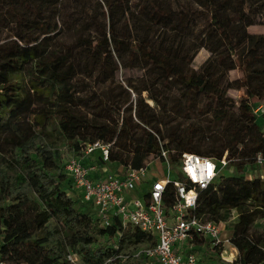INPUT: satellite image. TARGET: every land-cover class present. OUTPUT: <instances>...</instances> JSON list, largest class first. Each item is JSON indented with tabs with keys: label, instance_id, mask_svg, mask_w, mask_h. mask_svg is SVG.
<instances>
[{
	"label": "trees",
	"instance_id": "1",
	"mask_svg": "<svg viewBox=\"0 0 264 264\" xmlns=\"http://www.w3.org/2000/svg\"><path fill=\"white\" fill-rule=\"evenodd\" d=\"M63 3L0 0V261L74 264L73 254L84 264L149 263L134 252L155 244L151 234L117 218L100 226L70 194L62 147L82 156L87 145L100 142L111 145L108 161L96 151L84 164L139 169L162 147L172 165L184 153L215 160L227 154L236 175L202 190L194 214L231 226L239 253L232 264H264V178L246 177L248 166L264 156V133L252 112L264 100V35L243 57L245 68L263 70L244 76L240 102L229 95L228 80L232 53L247 43L248 27L258 19L264 26V0H142L138 10L131 0H95L102 20L89 21L94 35L77 27L80 18L64 13ZM196 16L213 27L197 48L186 43ZM65 32H75L72 43ZM200 47H210L211 56L194 69ZM129 69L142 71L138 81H126L138 95L134 101L116 82ZM175 85L181 97L173 95ZM199 96L213 102L210 115L220 128L184 133L174 122ZM249 140L258 143L249 149ZM173 201L169 184L164 204Z\"/></svg>",
	"mask_w": 264,
	"mask_h": 264
},
{
	"label": "built area",
	"instance_id": "2",
	"mask_svg": "<svg viewBox=\"0 0 264 264\" xmlns=\"http://www.w3.org/2000/svg\"><path fill=\"white\" fill-rule=\"evenodd\" d=\"M252 112L264 116V100L252 106ZM110 146L100 142L89 144L82 156L71 155L65 162L73 187L81 191L79 203L90 205L96 213L90 211V214L100 226H109L117 218L123 227L131 225L151 234L155 244L137 250L134 256H144L157 264H209L204 260L205 250L216 252L228 264L237 259L239 253L231 236H223L228 223L205 222L194 214L201 191L215 185L221 169L228 166L227 154L222 160H215L184 153L178 172L173 175L168 150L162 147L158 159L166 173L160 177L150 176V164L154 160L139 169H121L104 175L95 163H83V159L96 151L108 161ZM255 165H264L262 154L257 156ZM169 184L174 186V201L166 207L164 195ZM68 259L74 264L79 262L77 255L70 254ZM0 264L4 263L0 261Z\"/></svg>",
	"mask_w": 264,
	"mask_h": 264
},
{
	"label": "rangeland",
	"instance_id": "3",
	"mask_svg": "<svg viewBox=\"0 0 264 264\" xmlns=\"http://www.w3.org/2000/svg\"><path fill=\"white\" fill-rule=\"evenodd\" d=\"M142 1V0H131V7L134 8V10H138V7L136 6V3ZM95 0H64V3L61 7V10L66 14H72L74 16H78L79 23L78 28L82 27L86 33L89 31H92V35H94V29L95 25L93 23H90L92 17H94L92 20L100 21L102 20L101 11L100 8L94 3ZM177 1L174 2V8H177ZM196 8H199L200 10H203L201 7H198V5H195ZM87 10L86 13H82V10ZM86 16V17H85ZM88 24V25H85ZM213 31L212 25L206 20L204 16H196L195 22L191 24V27L186 32V43L189 46L198 47L201 42H206L209 34ZM247 32L249 34L248 41L245 45L242 47L236 49L233 51L232 55L235 60L234 66L229 70L228 73V80L230 83L229 88V95L234 98L237 102H240L242 99L245 98V86L243 83V78L248 73H252L255 71L262 72V67H257L255 69H247L243 66V57L246 55V53L250 50V48L255 44V42L259 39H261L264 35V26L263 21L261 19H258L257 24L248 27ZM209 33V34H208ZM74 34L75 32H68L64 33L63 37L69 42L72 43L74 41ZM206 36V37H205ZM211 56L210 47H200L198 51L196 52V55L194 57L193 61V68L198 69L205 61ZM142 75V71L139 69H129L120 71L117 77V84H121L124 88H128L127 80L138 81L140 79V76ZM91 86L98 88V85H100L99 82L94 80L93 82H90ZM129 89V88H128ZM173 91V95L175 97H181L182 88L178 85H175L171 88ZM132 100H136L138 98V95L133 92L131 89H129ZM143 98L146 100V102L150 106H154L153 101L148 99V96L146 93L143 94ZM254 101V100H253ZM184 102V101H183ZM213 102L210 99H207L204 96H199L196 99H194L189 104V113L182 117H177L174 124H178L180 128L184 131V133L189 131V128L191 130L193 128H196L197 133L199 135H202L203 133H207L210 128L212 129H219L220 126L217 123H214L212 120V117L210 115V111L213 109ZM257 122L259 126L262 129V132L264 133V116H257ZM258 142L256 140H249L246 143V147L251 149L256 146ZM64 156H65V162L68 160V158L71 156V154L68 152V150L65 147H62ZM98 155V154H97ZM92 159H96V152L94 153ZM150 164V176H163L166 173V168H164V165L158 158H150L149 162H152ZM99 169V173L104 175L111 172H116L121 170L119 166L116 164L106 163L103 165H98L97 162H94ZM179 165H173L172 174H176L178 172ZM264 172V165L263 166H256L255 164H250L248 168L246 169V177L249 179H252L254 177H257L258 175L261 176V174ZM236 175V169L235 166H226L225 168L221 169L219 178L217 182L219 183L222 178L230 177ZM148 187V186H146ZM74 198V197H73ZM75 199V198H74ZM81 201L80 199H77V202ZM84 209L88 212H92L93 215H95V211L93 209H90V205H83ZM231 236L232 235V228L229 224L226 226V230L223 232V236ZM207 253L206 256L207 262L209 264H218L220 262V257L216 252H210L209 250H205ZM224 261V260H223ZM78 264H84L80 259ZM145 264H157V262L149 261V263Z\"/></svg>",
	"mask_w": 264,
	"mask_h": 264
},
{
	"label": "crops",
	"instance_id": "4",
	"mask_svg": "<svg viewBox=\"0 0 264 264\" xmlns=\"http://www.w3.org/2000/svg\"><path fill=\"white\" fill-rule=\"evenodd\" d=\"M99 171V170H98ZM257 177H261V178H264V172L261 174V176H257ZM70 194H71V196H73L76 200L77 199H80L81 200V202H82V194H81V191L79 190H77V189H75L74 187L71 189V192H70ZM80 202V201H79ZM80 205H84V203H81ZM90 207V206H89ZM90 209H91V207H90ZM205 255H207V253L205 254ZM204 255V260L207 262V258H208V256H205Z\"/></svg>",
	"mask_w": 264,
	"mask_h": 264
}]
</instances>
